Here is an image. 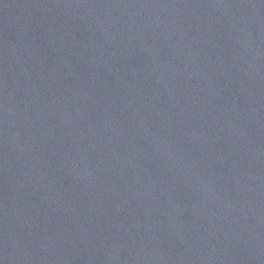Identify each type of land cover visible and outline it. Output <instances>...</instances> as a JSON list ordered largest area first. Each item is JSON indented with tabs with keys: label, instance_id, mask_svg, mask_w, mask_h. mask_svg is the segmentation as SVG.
I'll return each mask as SVG.
<instances>
[{
	"label": "water",
	"instance_id": "obj_1",
	"mask_svg": "<svg viewBox=\"0 0 264 264\" xmlns=\"http://www.w3.org/2000/svg\"><path fill=\"white\" fill-rule=\"evenodd\" d=\"M0 264H264V0H0Z\"/></svg>",
	"mask_w": 264,
	"mask_h": 264
}]
</instances>
